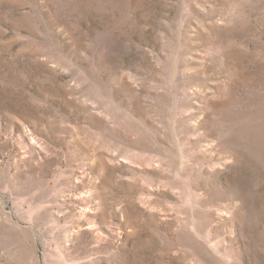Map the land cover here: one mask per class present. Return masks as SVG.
<instances>
[{
	"label": "rangeland",
	"instance_id": "rangeland-1",
	"mask_svg": "<svg viewBox=\"0 0 264 264\" xmlns=\"http://www.w3.org/2000/svg\"><path fill=\"white\" fill-rule=\"evenodd\" d=\"M0 264H264V0H0Z\"/></svg>",
	"mask_w": 264,
	"mask_h": 264
}]
</instances>
